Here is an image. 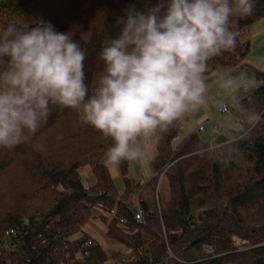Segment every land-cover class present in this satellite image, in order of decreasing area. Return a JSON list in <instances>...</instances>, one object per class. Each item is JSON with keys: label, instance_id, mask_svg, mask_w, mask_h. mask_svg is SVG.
Segmentation results:
<instances>
[{"label": "trees", "instance_id": "trees-1", "mask_svg": "<svg viewBox=\"0 0 264 264\" xmlns=\"http://www.w3.org/2000/svg\"><path fill=\"white\" fill-rule=\"evenodd\" d=\"M158 0H0V30L9 23L31 28L51 23L73 33L85 51V83L98 87L103 43L116 38L120 18L129 10L147 12ZM246 18L233 16L234 50L209 61L208 75L228 71L253 79L237 90L236 100L264 114V71L246 62L249 26L264 18V0H254ZM235 102V101H234ZM35 135L26 134L14 149L0 148V264H264V118L226 145L229 130L215 137L191 130L171 144L180 124L154 149L148 182L128 176L129 161L116 166L122 182L117 193L104 153L110 138L80 121L76 110L50 106ZM232 111V109H230ZM93 182L86 185L80 170ZM165 179L168 195L160 197ZM143 213L134 220L129 198ZM104 226L105 237L128 253L102 248L84 227ZM27 221V224L24 223ZM13 247L4 249L5 233ZM88 248H81L85 241ZM84 249L88 255L80 258Z\"/></svg>", "mask_w": 264, "mask_h": 264}, {"label": "clouds", "instance_id": "clouds-1", "mask_svg": "<svg viewBox=\"0 0 264 264\" xmlns=\"http://www.w3.org/2000/svg\"><path fill=\"white\" fill-rule=\"evenodd\" d=\"M254 0H158L147 12L129 10L119 35L104 41L98 87L85 83V51L73 33L51 23H9L0 30V148L35 135L50 106L78 111L80 121L110 138L104 163L147 162L163 135L208 105L209 61L234 50L232 17L246 18ZM216 80L231 103L226 145L264 114L236 100V78ZM229 98L219 111L229 108Z\"/></svg>", "mask_w": 264, "mask_h": 264}, {"label": "rangeland", "instance_id": "rangeland-1", "mask_svg": "<svg viewBox=\"0 0 264 264\" xmlns=\"http://www.w3.org/2000/svg\"><path fill=\"white\" fill-rule=\"evenodd\" d=\"M264 24V20H257L253 22L249 26V35L251 36V43H250V51L248 55L246 56V62L253 66L256 69L263 70V65L262 62L264 61V48L262 41H259V37L257 35H254L253 33L261 29L262 27L260 25ZM263 60V61H262ZM218 72L214 71L208 75V85H209V92H208V105L207 107L210 109V107H217L221 105V102L224 101L226 98H229L228 92L221 88L219 83L216 80V75ZM236 84H237V90L242 88L244 84H247V86L251 89L254 86V81L252 78L247 77V76H239L236 77ZM231 103H234L233 100L229 98V108L231 109ZM204 109L202 108L198 112L194 113L193 119H191V124L192 126L194 125V121L198 120L201 115H203ZM192 115V116H193ZM222 125L221 127L225 130H229L231 128V117L227 114L223 115L222 117ZM184 125V124H183ZM208 135L203 134L202 139L205 141L207 139ZM154 154V150L152 155ZM133 164V171L135 172V176L137 180H142L143 182H148L152 175L151 173H146L142 171L141 166L139 165L138 161H131ZM114 167L115 170L112 169ZM116 167L115 166H110V172L112 174L113 179H114V184L117 190L118 194H121L122 192V182L120 179L119 174H115ZM80 174L82 176V179L86 185H89L93 182V177L91 176L90 171L87 168H83L80 170ZM158 193L160 197H166L168 195V186L166 183V180L163 178L160 179L159 184H158ZM129 202L132 206V208L135 210L136 209V198L134 195H131L129 198ZM98 220H91L90 222L87 223V225L84 227L86 232H90V236H92L94 239L97 240L99 245L106 249V250H118L120 247L113 244L111 241H109L104 234V226L99 222Z\"/></svg>", "mask_w": 264, "mask_h": 264}, {"label": "built area", "instance_id": "built-area-1", "mask_svg": "<svg viewBox=\"0 0 264 264\" xmlns=\"http://www.w3.org/2000/svg\"><path fill=\"white\" fill-rule=\"evenodd\" d=\"M242 88L244 90L247 89L248 88L247 84H244V86ZM221 107H222V105H219V107L217 108V116H215L211 119H207V120L202 121V123H200L199 125H197L193 129L201 135L207 134L210 136V138L208 140V144L210 145V147H212V141L214 140L215 137L224 136L226 131H227L221 127L220 117L227 114L228 112H230V109H224L223 112H221V111H219V109ZM186 128L187 127H185L183 124H180V127H179L177 134L171 140L172 145H176L177 143H179L183 139V137L190 132ZM142 219H143V213L136 204V209L134 210V220L136 222H141ZM24 223L27 224V221H24ZM14 234H15V230H13V229L8 230L5 233L4 249L6 251H11L13 248L9 244L8 238L13 237ZM90 245H91V241L87 240V241L82 243L81 248H88V247H90ZM117 252L119 254V259L121 260V262H126V260L128 259V253L122 247H120L117 250ZM87 255H88V252L86 249H84L79 254V257L84 258Z\"/></svg>", "mask_w": 264, "mask_h": 264}, {"label": "crops", "instance_id": "crops-1", "mask_svg": "<svg viewBox=\"0 0 264 264\" xmlns=\"http://www.w3.org/2000/svg\"><path fill=\"white\" fill-rule=\"evenodd\" d=\"M262 20V19H260ZM264 20V18H263ZM262 28L259 29L258 31L254 32L253 34L254 35H257L259 37V41H262V44L264 43V24L260 25ZM250 40H251V36H250ZM251 43V42H250ZM263 48H264V44H263ZM264 54V53H263ZM263 61V60H262ZM262 65H263V68H264V61L262 62ZM217 107H210V109L206 106L204 109V113L203 115L200 116V118L196 121H194V125L192 126L191 124V119H193L194 115L189 117L184 124L185 127H187L186 129L188 131H191L193 130L197 125H199L200 123H202V121L204 120H207V119H211L215 116H217ZM222 117H220V121H221V125H222ZM209 136V135H208ZM139 165L141 166V169L142 171H144L146 173H151V175H153V172H152V169H151V166H150V160L147 161V162H140L138 161ZM116 167V166H115ZM113 170L114 167H112ZM108 170H109V173L111 175V177L113 178L114 176H112L111 172H110V166L108 165ZM117 173L118 175V170H117V167H116V171H115V174ZM128 176L131 178V179H134V180H137L136 179V176H135V172L133 171V164L131 163V161H129V166H128ZM137 181H140V182H143V179L142 180H137ZM99 223V222H98ZM89 231V230H88ZM87 231V232H88ZM105 232V230H104ZM90 234V232H88Z\"/></svg>", "mask_w": 264, "mask_h": 264}]
</instances>
